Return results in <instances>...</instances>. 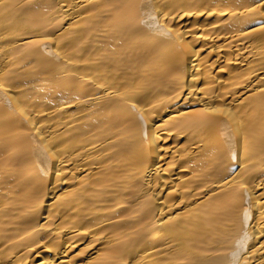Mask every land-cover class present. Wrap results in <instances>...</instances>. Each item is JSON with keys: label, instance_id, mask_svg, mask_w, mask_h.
Masks as SVG:
<instances>
[{"label": "bare ground", "instance_id": "obj_1", "mask_svg": "<svg viewBox=\"0 0 264 264\" xmlns=\"http://www.w3.org/2000/svg\"><path fill=\"white\" fill-rule=\"evenodd\" d=\"M0 264H264V0H0Z\"/></svg>", "mask_w": 264, "mask_h": 264}]
</instances>
